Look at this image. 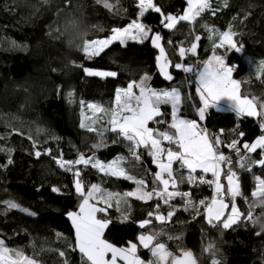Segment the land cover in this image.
Wrapping results in <instances>:
<instances>
[{"label":"trees","instance_id":"1","mask_svg":"<svg viewBox=\"0 0 264 264\" xmlns=\"http://www.w3.org/2000/svg\"><path fill=\"white\" fill-rule=\"evenodd\" d=\"M107 3L112 7L106 8L105 0H0V148L11 149L12 159L8 164L9 153L0 151V165H6L0 167V239L9 248L20 249L34 258L37 264H65V260L67 264H83L79 251L73 250L74 228L67 216L69 211L78 209L81 199L74 188L73 174L60 168L56 158L62 155L64 160H75L79 153H85L108 162L120 155L129 156L127 142L113 143L117 137L110 131L103 136L106 146L93 147L101 137L88 128L108 127V117L99 113L90 116L87 104L110 108L117 88H124L147 73L151 77L149 87L158 90L180 86L185 96H192V100L184 102L182 114L198 119L195 72L170 67L173 80H166L157 67L158 50L150 41L144 44L130 41L126 46L114 42L91 60L84 55L83 46L69 45L62 35L65 22L70 28L79 22L89 27L85 40H93L105 39L111 35L112 28L124 27L138 18V0H107ZM155 3L164 14H182L186 8L185 0H155ZM210 3L211 8L194 22L181 21L173 30L162 27V17L154 10L145 13L142 20L151 25L153 31L161 33L166 55L173 65L182 62L196 67L212 53L213 39H209L208 29L227 31L231 26L237 34L235 39L244 45V53H225L223 48L216 52L225 55L226 62L236 67L233 77L241 81L242 95L264 99V71L259 63L264 59V0H227L226 7L225 0H210ZM195 35L201 36L196 55L190 54L181 60L178 46L189 47ZM217 41L215 39V43ZM85 67L116 71L118 75L87 76L83 71ZM161 111L164 113L161 119L170 122V105H162ZM82 122L86 127H81ZM200 123L210 136L220 137L223 152L233 139L242 145L264 134L259 118L237 117L235 112L215 108L210 109ZM149 126L167 128V124L160 126L151 122ZM240 132L244 133L242 138L238 135ZM29 136L37 141L39 151L44 153L50 149L51 154L37 158L34 155L37 149ZM141 155L142 162L129 159L125 167L129 174L145 179L151 188L157 168L146 152L141 150ZM250 155L252 160L264 158L259 149ZM231 156L233 170L241 179L243 196L251 200L256 177L264 179V166L254 165L250 171L241 169L238 157ZM173 168L177 180L187 176L178 164ZM81 173L86 187L95 183L118 193L136 187L133 181L106 176L91 167L81 166ZM221 179L226 184L223 175ZM53 187L61 191L53 192ZM178 187L180 191H190L196 202L209 198L212 193L207 186L196 187L186 182ZM9 200L36 215L6 208L3 202ZM127 200L132 208L120 212L113 206L106 214H99L112 221L104 234L110 243L124 247L129 241L137 242L142 232L155 230L162 232L158 239L170 252L180 254L182 250H189L197 264H212L213 260L219 264H264V232L256 226L238 225L222 230L209 226L203 215L193 220L192 212L180 210L169 223L161 225L153 219L151 228L142 229L139 223L149 218L148 212L158 201L145 202L134 197ZM237 203L246 212L243 198H238ZM172 204L183 207L180 198L174 199ZM169 210L168 206L161 208L165 215ZM260 211L264 209H258L257 213ZM123 216L127 219H122ZM57 233L62 234V238L58 239ZM209 244L213 248L206 251ZM61 251L64 257L59 255ZM138 255L144 261L153 259L150 251L139 245Z\"/></svg>","mask_w":264,"mask_h":264},{"label":"snow or ice","instance_id":"2","mask_svg":"<svg viewBox=\"0 0 264 264\" xmlns=\"http://www.w3.org/2000/svg\"><path fill=\"white\" fill-rule=\"evenodd\" d=\"M187 5L183 14L173 15L164 14L155 0H138L137 19L131 20L124 27L112 28L111 35L106 39L85 40L82 51L86 58L91 60L93 57L100 56L114 42L126 46L130 41L139 44L150 41L151 45L159 51L155 59L159 72L166 80H173L169 71L170 67L181 69L186 73L195 72V94L198 97L195 110L199 121L206 119L210 109L226 108L234 111L237 117L259 118V127L264 130V99L242 95L241 81L233 79L235 66H230L226 62L225 55L216 54L218 48L225 49V53H244V45L235 39L237 34L231 30V26L227 31L208 29L209 39H213L212 55L202 62V68H197L195 65H186L182 62L173 65L167 58L161 33L154 32L153 27L142 20L145 13L154 10L162 17L160 21L162 27L173 30L179 22H194L201 13L211 8L210 0H187ZM104 6L112 7L107 0ZM226 6L227 0H225ZM215 39L219 40L218 44L215 43ZM200 40L201 36L195 35L189 47L185 48L183 44L178 46L181 60L189 53L196 55ZM167 43L170 45L172 41L169 40ZM259 63L261 71H264V59H261ZM83 71L87 76L92 77L118 75L116 71L94 70L88 67L83 68ZM150 79V75L144 73L139 80H132L125 88H118L115 92L114 105L110 108L106 109L93 103L87 104V108L94 113L108 117L106 121L108 127L88 128L89 131L96 132L101 137L100 142L93 147L106 146L103 136L110 131L117 137V140L112 141L113 143L127 142L129 156L120 155L108 162L101 161L94 154L85 153H79L75 160H64L62 155L56 158L60 168L73 174L74 188L81 199L78 210L69 211L67 216L74 227L73 250L79 251L83 264H197L196 258L189 250H182L180 254L170 252L166 244L158 239L162 232L155 230L150 233L142 232L137 237V242L129 241L125 247H118L106 240L105 230L112 221L109 218H99L97 214H106L107 210L113 206L119 209V205L130 197L145 202L158 201L154 209L148 212L149 218L139 223L142 229L151 228L153 219L161 225L167 224L180 210L192 212L193 220L203 215L209 226L219 227L222 230L233 229L238 225L255 226L258 220H264V211L257 213L258 209H264V179L256 177L257 184L251 192V200L243 196L241 179L237 171L233 170L232 156L225 155L220 150L223 143L220 137L210 136L207 128L202 127L196 119L183 116L184 102L192 100V96H185L180 86L164 90L153 89L149 87ZM68 95L71 97L72 94ZM222 102H226V105ZM162 105H170V123L161 119L164 115L161 111ZM150 122L160 126L167 124V128L150 127ZM81 127L84 128L86 125L82 122ZM238 135L242 138L244 133L240 132ZM29 139L32 140L34 149H37L34 152L37 158L42 154H51L50 149H46L44 153L39 151L37 141L31 136ZM227 148L236 154L237 163L241 169L250 171L254 165L264 166V158L252 160L250 155L256 153L258 149L264 153V134L250 143L243 142L242 145L239 140L233 139L227 144ZM141 150L147 153L158 169L153 174L151 188L148 187L145 179L134 177L125 167L129 159L142 162ZM0 151L9 153L7 163L11 164V149L0 148ZM174 164H178L180 169L187 170V176H181L177 180ZM81 166L91 167L106 176L133 181L136 187L132 191L123 193L107 191L100 184L95 183L86 187L81 179ZM0 167H6V165H0ZM198 170L201 173L199 175H197ZM207 174H211L212 179H208ZM222 175L226 184L222 183ZM185 182L193 186L208 185L212 188L211 198L194 201L190 191L179 190L178 185ZM52 191L60 192L61 189L53 187ZM176 198L183 201L182 209L172 204ZM238 198H243L246 212L238 206ZM3 203L8 209H19L29 215H36L29 209L22 208L15 201L9 200ZM101 204L104 206H100ZM163 206L170 208L166 215L161 212ZM122 219L126 220L127 216H123ZM261 232L256 234L260 235ZM56 235L58 239L62 238V234ZM138 245L149 250L153 259L147 262L142 260L138 255ZM212 248L213 246L209 244L205 250L211 251ZM59 255L64 257L65 253L61 251ZM0 264H37V261L26 256L20 249L9 248L5 241L0 239ZM65 264H67L66 260ZM212 264H219V262L213 260Z\"/></svg>","mask_w":264,"mask_h":264},{"label":"clouds","instance_id":"3","mask_svg":"<svg viewBox=\"0 0 264 264\" xmlns=\"http://www.w3.org/2000/svg\"><path fill=\"white\" fill-rule=\"evenodd\" d=\"M90 28L79 22L74 28H70L65 22L63 25L64 35L72 47H81L88 35ZM259 231H264V220H258L255 224Z\"/></svg>","mask_w":264,"mask_h":264},{"label":"crops","instance_id":"4","mask_svg":"<svg viewBox=\"0 0 264 264\" xmlns=\"http://www.w3.org/2000/svg\"><path fill=\"white\" fill-rule=\"evenodd\" d=\"M185 2H186V8H187V0H185ZM183 14V13H182ZM106 39V38H105ZM158 50V49H157ZM158 53H159V51H158ZM157 53V54H158ZM218 53V54H217ZM216 54L217 55H222L221 53H219V52H216ZM212 55V53H210L209 54V56L206 58V59H208L210 56ZM168 58V57H167ZM206 59H204V60H206ZM179 63H181V62H179ZM186 65H188V64H186ZM197 68H202V63H200L199 64V66L197 67ZM169 71H170V68H169ZM195 79H196V77H195ZM233 79H235L234 77H233ZM195 87H196V85H195ZM125 88V87H124ZM118 89V88H117ZM116 89V90H117ZM164 89H171V88H164ZM164 89H158V90H164ZM157 90V89H156ZM114 101H115V96H114ZM223 104H225L226 105V102H222ZM114 105V104H113ZM215 109H217V110H220V111H231V110H227L226 108H215ZM231 112H234V111H231ZM197 121H198V123H200L201 121H199V118L198 119H196ZM170 123V122H169ZM201 124V123H200ZM210 135V134H209ZM173 167H174V165H173ZM157 168V167H156ZM158 170V169H157ZM156 170V171H157ZM186 172H187V170H185ZM199 171V170H198ZM225 182H226V180H225ZM152 186H153V183H152ZM135 188H133V189H131V190H129V191H132V190H134ZM111 192V191H110ZM127 206V207H126ZM115 207V206H114ZM118 211H120V212H124L125 211V208H132V203H130L128 200L126 201V202H122L120 205H119V209L117 208V207H115ZM98 215V217H101V216H99V213L97 214ZM74 228V227H73ZM118 247H120V246H118ZM125 247V246H124ZM151 254V253H150ZM141 258V257H140ZM142 259V258H141ZM143 260V259H142ZM149 260H151V259H149ZM149 260H147V261H149ZM147 261H145V262H147Z\"/></svg>","mask_w":264,"mask_h":264},{"label":"built area","instance_id":"5","mask_svg":"<svg viewBox=\"0 0 264 264\" xmlns=\"http://www.w3.org/2000/svg\"><path fill=\"white\" fill-rule=\"evenodd\" d=\"M217 44L219 43V40L216 42ZM191 53H189V54H187L186 56H188V55H190ZM185 56V57H186ZM235 69H236V67H235ZM235 71V70H234ZM191 81H189L188 82V85H191ZM185 118H188V119H191L190 117H185ZM201 126L202 127H204L203 126V124H201ZM242 152H243V149H242ZM224 153H225V155H236L234 152H232L230 149H227V151H224ZM199 174H201L199 171L197 172V175H199ZM207 178L208 179H212V177H211V174H207ZM200 186H207L208 188H210L208 185H199V186H196V187H200ZM212 189V188H211ZM211 195H212V193H211ZM211 198V196L209 197V199Z\"/></svg>","mask_w":264,"mask_h":264},{"label":"rangeland","instance_id":"6","mask_svg":"<svg viewBox=\"0 0 264 264\" xmlns=\"http://www.w3.org/2000/svg\"><path fill=\"white\" fill-rule=\"evenodd\" d=\"M155 32V31H154ZM159 54V53H158ZM157 54V55H158ZM218 54V53H217ZM95 70V69H94ZM89 113H90V116H92V115H94L95 113L91 110V109H89ZM209 133V132H208ZM210 134V133H209ZM81 202V201H80ZM80 204V203H79ZM100 206H104L103 204H101ZM78 210V209H77ZM99 218H104V217H99Z\"/></svg>","mask_w":264,"mask_h":264}]
</instances>
